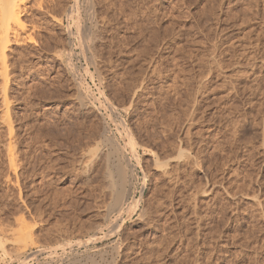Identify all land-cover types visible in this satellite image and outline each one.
Instances as JSON below:
<instances>
[{
    "label": "rangeland",
    "instance_id": "374dc122",
    "mask_svg": "<svg viewBox=\"0 0 264 264\" xmlns=\"http://www.w3.org/2000/svg\"><path fill=\"white\" fill-rule=\"evenodd\" d=\"M89 1L95 63L86 0L71 19L73 0L27 4L36 44L8 53L0 220L16 232L23 217L40 245L66 244L68 260L54 264H264V0ZM78 82L95 106L82 105ZM106 121L122 144L125 128L134 136L130 191L141 199L119 232L78 246L112 203L105 158L94 155ZM169 160V175L157 170Z\"/></svg>",
    "mask_w": 264,
    "mask_h": 264
},
{
    "label": "bare ground",
    "instance_id": "6f19581e",
    "mask_svg": "<svg viewBox=\"0 0 264 264\" xmlns=\"http://www.w3.org/2000/svg\"><path fill=\"white\" fill-rule=\"evenodd\" d=\"M30 1L31 0H0V88H1L0 106H2V110L0 109L2 111L0 118H1V124L8 128L10 135H12L13 133V126H12L13 124L11 122L12 118H10L11 114H9L10 104H11V100L9 97V87L11 85V73L9 72L10 65L8 64L9 62L8 53L12 51L10 49L12 45H16L18 47H27L30 44H36L35 37L33 36L32 33L33 31H30L28 29L26 22L22 19V17L24 16V12L34 7L33 4L27 7L28 6L27 4ZM79 4H80V0H73V3L69 6L65 15L67 16L68 19H71V16L74 15V11L77 9ZM86 5H87L86 22L88 21L89 25L88 24L84 25V27L82 28L84 35L83 40H85L86 47L88 48V53H90V57H89V60H91L90 62L95 63L97 59H95L96 56L94 57L93 52L91 51L92 45L95 41L94 40V34H95L94 32L96 31V25L94 21L95 13L93 12L92 9L93 5L91 1L86 0ZM53 20L60 25L64 21L63 17L53 18ZM32 29L35 28L32 27ZM68 32H69V37L73 36V30L70 24L68 25ZM57 56L59 59H62L64 62H67L66 60L68 57L63 51L62 53L58 52ZM77 86L80 92V100H81L80 102L82 103V105L95 106L99 102V98L94 96V94L92 95L89 92L84 91L83 86L80 82L77 83ZM99 94L104 95L102 92H100ZM106 99L107 98L105 97V101L108 104V107L113 109L115 106H113ZM101 105L104 106L103 104ZM113 120L114 119L112 118V121ZM109 124L110 123L106 121L105 129L98 137L96 147L94 150V155L105 158V162L107 165L106 180L108 182L109 194L112 197V203L108 207L107 215L103 221L104 223L102 225L99 224V226H96L95 228L91 229V232L89 233L88 238L86 240L79 239L76 242V245L78 246H90L96 241L103 239V237H101L100 234H103L105 235V237L108 238V236H111L116 232H119L118 230L121 228L119 223L120 222L124 223L126 221L124 215L127 214L126 216H128L129 218L132 214H134L137 211L138 204L140 203L141 198H139L138 200L133 199L130 191L132 186V178H133L132 173L135 172L134 162L139 166V157H138L139 155H137L136 142L134 136H132L131 131L128 130V127L125 128L127 130V133L125 132L127 140L125 142L123 139L125 136H123V138H121L122 136H120V138L123 139L124 142V144H122L121 141L116 136L110 134L111 131L109 128L110 127ZM124 126L125 125L121 127L124 128ZM117 132L120 131L117 130ZM8 147H9L8 156H9L10 169L12 170V172L17 173V166H16L17 164L15 161V155H14V151H13L14 149L12 143H9ZM171 163H172L171 160H169L166 163H162L161 165L160 164L156 165V168L157 170L158 168H160L159 170L162 169V171H164L165 174L169 175L168 168L171 167ZM171 169L173 170V168ZM141 194L142 193H140V195ZM130 198H132L133 200ZM115 216L117 218L113 221L112 218ZM24 219L25 218L22 217L21 219L17 220L18 228L16 232H13L12 225L9 221L8 222L10 225L7 224L6 220L5 223L3 222L4 221L3 219H1L3 221L0 220V264H30V263L32 264L33 262L36 261L37 263L40 264H54L57 261H61V263H64L68 260L66 257L64 256L61 257L59 255L60 250L62 251L66 250V244L59 243L56 246H49V247H44L40 245L37 238L35 237L34 227L27 224V221ZM69 247H72V245L70 244ZM64 253H66V251ZM88 263L113 264V262L110 261L108 262L106 259H104L103 256H101L100 259H91L88 261Z\"/></svg>",
    "mask_w": 264,
    "mask_h": 264
}]
</instances>
